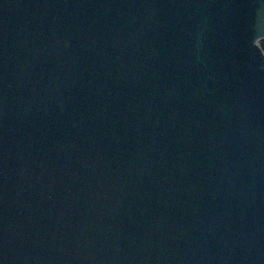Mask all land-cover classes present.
<instances>
[{
    "label": "water",
    "instance_id": "95a60500",
    "mask_svg": "<svg viewBox=\"0 0 264 264\" xmlns=\"http://www.w3.org/2000/svg\"><path fill=\"white\" fill-rule=\"evenodd\" d=\"M264 0H0V264H264Z\"/></svg>",
    "mask_w": 264,
    "mask_h": 264
},
{
    "label": "flooded vegetation",
    "instance_id": "af4514ba",
    "mask_svg": "<svg viewBox=\"0 0 264 264\" xmlns=\"http://www.w3.org/2000/svg\"><path fill=\"white\" fill-rule=\"evenodd\" d=\"M257 44L259 45V47L262 49V51L264 53V39L258 40Z\"/></svg>",
    "mask_w": 264,
    "mask_h": 264
}]
</instances>
